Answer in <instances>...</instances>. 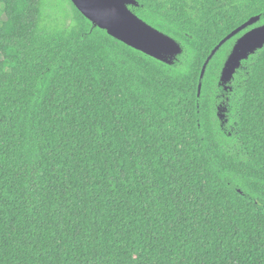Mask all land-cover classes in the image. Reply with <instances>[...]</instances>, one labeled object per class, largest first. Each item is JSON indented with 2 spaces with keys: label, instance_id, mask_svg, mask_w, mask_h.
Masks as SVG:
<instances>
[{
  "label": "trees",
  "instance_id": "1",
  "mask_svg": "<svg viewBox=\"0 0 264 264\" xmlns=\"http://www.w3.org/2000/svg\"><path fill=\"white\" fill-rule=\"evenodd\" d=\"M64 1L0 0V264H264V46L219 81L252 26L200 77L264 0H135L170 63Z\"/></svg>",
  "mask_w": 264,
  "mask_h": 264
},
{
  "label": "water",
  "instance_id": "2",
  "mask_svg": "<svg viewBox=\"0 0 264 264\" xmlns=\"http://www.w3.org/2000/svg\"><path fill=\"white\" fill-rule=\"evenodd\" d=\"M70 1L84 17L92 23V26L105 30L109 36L156 60L170 63L174 57L181 52L180 45L173 38L152 27L129 9V5H136L135 0ZM258 20V15L250 17L220 40L211 50L203 64L200 77L203 76L207 62L221 45L237 33L252 26L236 39L224 61L220 71L219 81L223 88L226 89L227 83L231 80L234 72L240 66L241 61L247 59L249 55L264 46V23L253 26ZM145 33H150L159 39L167 41L171 46V53L167 57H164V59L155 56L159 55V52L151 44L146 43L142 39ZM200 86L199 84L198 89H200ZM219 117L221 118L220 115Z\"/></svg>",
  "mask_w": 264,
  "mask_h": 264
},
{
  "label": "rangeland",
  "instance_id": "3",
  "mask_svg": "<svg viewBox=\"0 0 264 264\" xmlns=\"http://www.w3.org/2000/svg\"><path fill=\"white\" fill-rule=\"evenodd\" d=\"M43 3L45 7L44 9L47 14H50L52 16L62 18L61 14L69 11V5L64 0H43ZM64 20L68 21V18H64ZM224 112V108H219V115L221 116V119L224 118Z\"/></svg>",
  "mask_w": 264,
  "mask_h": 264
},
{
  "label": "snow or ice",
  "instance_id": "4",
  "mask_svg": "<svg viewBox=\"0 0 264 264\" xmlns=\"http://www.w3.org/2000/svg\"><path fill=\"white\" fill-rule=\"evenodd\" d=\"M142 39L146 43L151 44L159 52V55L155 56H158L161 59H164V57H167L171 53V46L167 41L159 39L150 33H145Z\"/></svg>",
  "mask_w": 264,
  "mask_h": 264
}]
</instances>
